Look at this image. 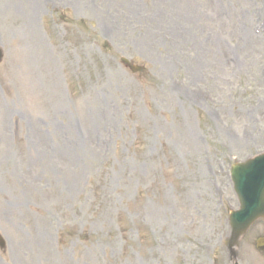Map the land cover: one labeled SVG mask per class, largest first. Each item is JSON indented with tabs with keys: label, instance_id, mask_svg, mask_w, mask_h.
Here are the masks:
<instances>
[{
	"label": "rangeland",
	"instance_id": "374dc122",
	"mask_svg": "<svg viewBox=\"0 0 264 264\" xmlns=\"http://www.w3.org/2000/svg\"><path fill=\"white\" fill-rule=\"evenodd\" d=\"M0 48V264H233L264 0H0Z\"/></svg>",
	"mask_w": 264,
	"mask_h": 264
},
{
	"label": "water",
	"instance_id": "95a60500",
	"mask_svg": "<svg viewBox=\"0 0 264 264\" xmlns=\"http://www.w3.org/2000/svg\"><path fill=\"white\" fill-rule=\"evenodd\" d=\"M1 59L0 50V62ZM232 178L240 210L231 215V236L227 246L232 259H235V247L239 246L240 239L258 220H264V155L245 164L235 165L232 168ZM0 245L3 247L1 239ZM260 248L263 249L264 244Z\"/></svg>",
	"mask_w": 264,
	"mask_h": 264
}]
</instances>
